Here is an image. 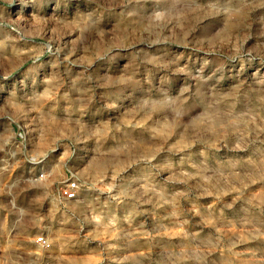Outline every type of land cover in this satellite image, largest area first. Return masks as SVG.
<instances>
[{"label":"rangeland","instance_id":"rangeland-1","mask_svg":"<svg viewBox=\"0 0 264 264\" xmlns=\"http://www.w3.org/2000/svg\"><path fill=\"white\" fill-rule=\"evenodd\" d=\"M0 264H264V0H0Z\"/></svg>","mask_w":264,"mask_h":264},{"label":"built area","instance_id":"built-area-1","mask_svg":"<svg viewBox=\"0 0 264 264\" xmlns=\"http://www.w3.org/2000/svg\"><path fill=\"white\" fill-rule=\"evenodd\" d=\"M44 178V173L40 172L36 179L41 180ZM79 185L76 179H67L58 190L59 197L64 201L74 200L78 195ZM37 242L43 247H48V243L41 237L37 238Z\"/></svg>","mask_w":264,"mask_h":264}]
</instances>
